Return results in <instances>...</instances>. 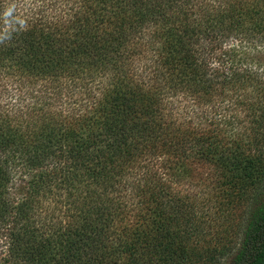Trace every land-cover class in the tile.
I'll return each instance as SVG.
<instances>
[{"label":"trees","instance_id":"trees-1","mask_svg":"<svg viewBox=\"0 0 264 264\" xmlns=\"http://www.w3.org/2000/svg\"><path fill=\"white\" fill-rule=\"evenodd\" d=\"M228 255L264 264V0H0V264Z\"/></svg>","mask_w":264,"mask_h":264},{"label":"rangeland","instance_id":"rangeland-1","mask_svg":"<svg viewBox=\"0 0 264 264\" xmlns=\"http://www.w3.org/2000/svg\"><path fill=\"white\" fill-rule=\"evenodd\" d=\"M177 104L184 106V108H187L186 105L189 104L188 99L182 97L177 100ZM180 185L185 188L186 191L189 192H181L182 195L189 194V195H195L199 198L195 199L197 206L202 205V201L205 203L203 205L202 209H208L210 212L215 211V205L214 203H208V198L212 196L213 192L210 190L211 181L213 178L209 174V167H207L206 164L201 163H185V165L180 170ZM196 191V192H195ZM200 200L201 202H199ZM214 207V208H212ZM201 207L198 209L200 210ZM237 220V219H235ZM225 228V224L222 226L219 225L218 230H223ZM231 255V254H230ZM230 255L225 256L222 260L223 264H229Z\"/></svg>","mask_w":264,"mask_h":264}]
</instances>
